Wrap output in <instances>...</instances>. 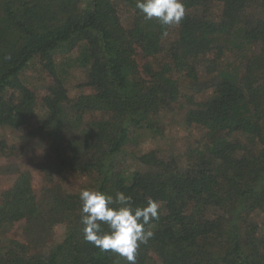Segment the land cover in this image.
<instances>
[{"label": "trees", "instance_id": "16d2710c", "mask_svg": "<svg viewBox=\"0 0 264 264\" xmlns=\"http://www.w3.org/2000/svg\"><path fill=\"white\" fill-rule=\"evenodd\" d=\"M120 2L132 12L128 26ZM182 2L180 24L162 26L145 20L136 0H0V130L31 127L41 104L47 115L25 142L45 146L35 166L48 179L37 191L32 173L18 169L0 190V264H128L84 241L79 193L56 184L61 176L124 192L135 206L160 203L136 264H264V0ZM254 45L262 54L247 55L243 70H217L225 53ZM77 50L80 87L93 93L72 99L56 57ZM214 52L212 95L185 102L180 77L198 85ZM35 63L51 79L41 98L21 79ZM166 112H183L205 132L186 164L132 150L141 135H162ZM25 146L0 136L1 155L19 157ZM127 157L137 168H126ZM18 225L26 241L5 239Z\"/></svg>", "mask_w": 264, "mask_h": 264}, {"label": "rangeland", "instance_id": "374dc122", "mask_svg": "<svg viewBox=\"0 0 264 264\" xmlns=\"http://www.w3.org/2000/svg\"><path fill=\"white\" fill-rule=\"evenodd\" d=\"M119 8L123 13V23L128 26L132 18V12L124 2L119 3ZM218 10V9H217ZM175 26V25H174ZM174 37V36H173ZM260 45H254L246 48L245 52H227L223 58L217 60V70L234 72L236 69L243 70L246 63V56L251 54L260 55ZM80 50L75 51L74 54L64 56L57 55L56 63L59 73L65 70L67 73V88L72 99H76L81 95H89L93 93L92 89L80 87L86 79V72L81 69L77 61L80 56ZM216 58L215 52L211 57L199 67L198 85L193 86L190 79L180 77V88L183 100L192 98V102L199 103L208 99L212 95V89L209 83L212 81L213 74L208 67L213 65ZM163 59V58H162ZM161 58L159 60L162 61ZM156 61V60H155ZM154 61V62H155ZM157 62V61H156ZM214 66H212L213 68ZM216 74V73H215ZM21 79L23 82L34 90L38 97L41 98L47 92V87L51 83L49 76L37 64H31L29 68L23 72ZM183 112H166L162 115V135L143 134L138 137V146L133 147L132 150L136 153L148 152L157 150L161 155L167 157H177L178 160L186 164L190 155V148L196 147L204 141L205 132L201 131L198 126H188L183 121ZM47 111L38 103L37 118L32 123L31 127L24 129H10L5 128L0 130V136L3 142H6L8 147H15L20 149L26 143L23 155L17 157L14 155L0 154V190L10 188L17 179L16 170L30 171L33 175V183L37 191L47 185L48 179L42 174L38 173L35 164L42 158V153L45 146L39 149L37 143L34 141L25 142V135L28 132L37 128L40 122L45 119ZM124 160V159H123ZM126 168H137V164L127 157L124 162ZM54 182L59 184L65 192L80 193L82 189H95V184L92 180L81 176H61L55 177ZM65 227L57 226L54 229V243H57L64 235ZM5 239H16L25 242V234L23 232V225L16 226L13 230L6 233ZM48 251V248L45 249Z\"/></svg>", "mask_w": 264, "mask_h": 264}, {"label": "clouds", "instance_id": "9594fccd", "mask_svg": "<svg viewBox=\"0 0 264 264\" xmlns=\"http://www.w3.org/2000/svg\"><path fill=\"white\" fill-rule=\"evenodd\" d=\"M135 6L145 20L155 18L162 26L179 25L185 16L182 0H136ZM79 200L84 241L102 253H113L128 264H136L140 245L154 236L146 226L159 220L160 203L149 197L144 206H135L124 192L117 191L113 197L95 189H82Z\"/></svg>", "mask_w": 264, "mask_h": 264}]
</instances>
